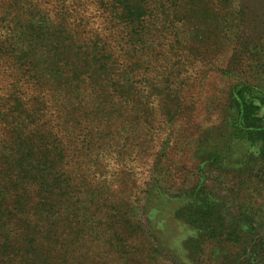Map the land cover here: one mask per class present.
<instances>
[{
  "label": "rangeland",
  "instance_id": "rangeland-1",
  "mask_svg": "<svg viewBox=\"0 0 264 264\" xmlns=\"http://www.w3.org/2000/svg\"><path fill=\"white\" fill-rule=\"evenodd\" d=\"M127 1L0 0V173L48 197L62 221L57 201H73L103 247L99 212L117 202L139 212L149 192L182 191L154 206L161 219L150 228L167 254L233 264L243 254L233 248H190L197 233L173 213L208 195L228 225H248V243L264 239V160L230 108L235 87L264 82V0ZM99 3L148 11L131 26V47H114L120 33L108 34ZM37 230L40 253L49 243Z\"/></svg>",
  "mask_w": 264,
  "mask_h": 264
},
{
  "label": "trees",
  "instance_id": "trees-1",
  "mask_svg": "<svg viewBox=\"0 0 264 264\" xmlns=\"http://www.w3.org/2000/svg\"><path fill=\"white\" fill-rule=\"evenodd\" d=\"M102 1L109 4L111 0ZM115 1L116 5L119 2L128 3L127 0ZM99 5L103 12L108 14L105 17L100 12L108 34L120 33V37L114 41V47L119 52L131 47L133 44L131 33L135 31L131 26L142 16L148 15L145 7L139 6L138 11L112 7L106 11L101 3ZM190 14L192 22L199 23L201 18L198 9L196 11L191 9ZM144 21L145 19L142 20L141 26ZM232 92L230 108L239 116V125L245 132L244 139L259 145V159L264 160V82L246 81L245 84L235 87ZM233 136L239 138L236 134ZM24 184L25 182L15 178L11 179L6 173H0V264H178L167 254L161 238H157L161 231H153L155 229L150 223L155 219L160 222L161 219L160 211L154 209L156 202L162 205L173 200H183L182 197L186 196V193L178 191L169 195L152 190L156 194L153 192L147 194L139 212L135 211L136 207L130 202H117L109 212L105 210L99 212L97 218L103 224L101 228L103 235L106 234L108 238L103 247L95 246L88 233V224L82 220L85 215L75 209L73 201H70L69 205L63 200L57 201L67 217L66 221H62L61 211L59 208L55 209L54 202L44 203L50 201L43 195L32 197L30 192L21 187ZM194 190L195 187L189 192L192 193ZM206 196L208 195L203 199H197L189 195L186 212L177 209L178 211L173 213L174 219L190 226L197 233L196 238L195 235L190 238V248L195 247L194 249L199 250L220 244L233 248L236 253H243L234 259L233 264H264L262 250L264 239H257L256 244L248 243L244 236H241L242 230L248 225L245 223L228 225V222L215 214L212 200ZM33 205L43 209V213L33 216L34 210L37 209ZM76 212L79 214L80 223ZM152 214L153 216L149 218ZM30 220L36 221V224L32 226ZM110 222L113 223L112 226H108ZM62 223L66 224L60 225ZM39 227L45 228L44 239L49 244L37 253L34 250V243L36 235L39 234L37 230ZM247 231L252 232V228L249 227ZM85 234L86 245L83 238ZM25 249L28 253H22ZM91 250H94V253L90 256L88 253ZM224 259H227L226 254ZM239 259L241 261L238 262ZM224 263V260L221 261V264Z\"/></svg>",
  "mask_w": 264,
  "mask_h": 264
}]
</instances>
